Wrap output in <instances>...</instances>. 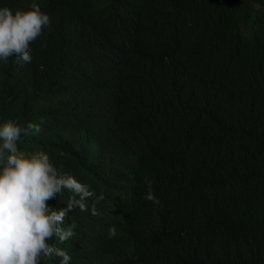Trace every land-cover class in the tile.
<instances>
[{
  "label": "trees",
  "instance_id": "trees-1",
  "mask_svg": "<svg viewBox=\"0 0 264 264\" xmlns=\"http://www.w3.org/2000/svg\"><path fill=\"white\" fill-rule=\"evenodd\" d=\"M36 2L51 23L0 64V122L38 124L23 149L96 209L50 242L71 264H264V0Z\"/></svg>",
  "mask_w": 264,
  "mask_h": 264
},
{
  "label": "clouds",
  "instance_id": "clouds-1",
  "mask_svg": "<svg viewBox=\"0 0 264 264\" xmlns=\"http://www.w3.org/2000/svg\"><path fill=\"white\" fill-rule=\"evenodd\" d=\"M50 23V15L36 0L23 10L0 6V64L10 57L30 63L32 43ZM32 132H40L38 124L0 122V264H41L50 257L58 258L59 264H71L69 253L50 241L56 237L63 243L74 237L76 225H65L74 209L96 215L95 207L89 209L86 204L95 193L75 176L58 172L46 151L26 152L23 138ZM145 186L144 198L158 203L152 182L146 180ZM65 190L70 194L65 207L48 203ZM108 235H116L114 227L108 228Z\"/></svg>",
  "mask_w": 264,
  "mask_h": 264
}]
</instances>
